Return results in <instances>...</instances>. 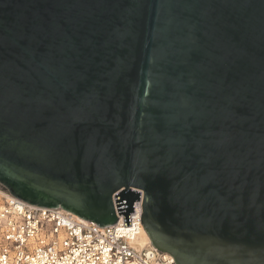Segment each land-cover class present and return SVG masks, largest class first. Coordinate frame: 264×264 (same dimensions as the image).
Returning <instances> with one entry per match:
<instances>
[{"label":"water","instance_id":"water-1","mask_svg":"<svg viewBox=\"0 0 264 264\" xmlns=\"http://www.w3.org/2000/svg\"><path fill=\"white\" fill-rule=\"evenodd\" d=\"M0 183L264 264V0H0Z\"/></svg>","mask_w":264,"mask_h":264},{"label":"built area","instance_id":"built-area-1","mask_svg":"<svg viewBox=\"0 0 264 264\" xmlns=\"http://www.w3.org/2000/svg\"><path fill=\"white\" fill-rule=\"evenodd\" d=\"M0 191L6 196L0 203V264H177L154 246H135L143 228L141 201L125 227L114 198L118 221L101 228L61 206L27 203L1 183Z\"/></svg>","mask_w":264,"mask_h":264},{"label":"bare ground","instance_id":"bare-ground-1","mask_svg":"<svg viewBox=\"0 0 264 264\" xmlns=\"http://www.w3.org/2000/svg\"><path fill=\"white\" fill-rule=\"evenodd\" d=\"M6 197L1 191H0V203L2 202V199ZM135 246L139 249H144L149 246H153L152 241L144 229V227L139 232V235L136 238Z\"/></svg>","mask_w":264,"mask_h":264}]
</instances>
